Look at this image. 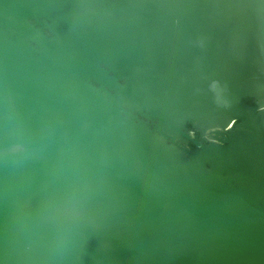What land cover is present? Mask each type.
I'll use <instances>...</instances> for the list:
<instances>
[{"label":"water","instance_id":"95a60500","mask_svg":"<svg viewBox=\"0 0 264 264\" xmlns=\"http://www.w3.org/2000/svg\"><path fill=\"white\" fill-rule=\"evenodd\" d=\"M0 264H264V0H0Z\"/></svg>","mask_w":264,"mask_h":264}]
</instances>
